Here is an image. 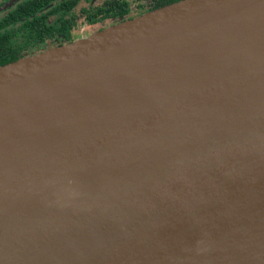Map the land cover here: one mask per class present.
<instances>
[{
  "label": "water",
  "instance_id": "obj_1",
  "mask_svg": "<svg viewBox=\"0 0 264 264\" xmlns=\"http://www.w3.org/2000/svg\"><path fill=\"white\" fill-rule=\"evenodd\" d=\"M0 264H264V0L0 65Z\"/></svg>",
  "mask_w": 264,
  "mask_h": 264
},
{
  "label": "flooded vegetation",
  "instance_id": "obj_2",
  "mask_svg": "<svg viewBox=\"0 0 264 264\" xmlns=\"http://www.w3.org/2000/svg\"><path fill=\"white\" fill-rule=\"evenodd\" d=\"M26 1L28 0H0V23L8 19L4 25L0 26V36H8L6 44L11 47H21L22 50L20 51V53L23 55H31L47 48L55 47L62 43L71 41V31H73L74 29H78V25L80 22L84 25L97 26V28L93 30V32H95L106 27L107 23L114 24V22H120L140 15L138 14L141 10L139 5H150L155 3V1L157 0H118L124 5L126 4L127 6H129L128 12L121 15L102 18H98L99 15H96V18L98 19H96L94 22H90L89 17H92V13L95 12L98 7H101L107 0H49L46 5L41 6L38 10L35 11V13H32L26 17L19 18L18 20L11 21L9 13L15 11L16 9L22 11L21 5ZM55 6H59V9L55 12H51V9H53ZM34 15L42 18L47 26H53L56 28L60 27V20L69 21L67 31L68 38L65 39L61 34H57L54 37L44 39V41L41 42L35 41L31 37V32L28 27L23 26L24 22ZM15 24H19V27L16 30H12V27ZM17 30H26L28 32V42H25L22 45H15L10 42V39L17 33ZM28 47H30L31 50H29ZM35 47H37V49Z\"/></svg>",
  "mask_w": 264,
  "mask_h": 264
},
{
  "label": "trees",
  "instance_id": "obj_3",
  "mask_svg": "<svg viewBox=\"0 0 264 264\" xmlns=\"http://www.w3.org/2000/svg\"><path fill=\"white\" fill-rule=\"evenodd\" d=\"M48 1L49 0H28L21 5L22 11L16 9L15 11L9 13L10 20H18L19 18L26 17L32 13H35V11L38 10L41 6L46 5ZM173 1L175 0H157L155 1V3L150 5H139L141 10L138 14L147 12ZM58 9L59 6H55L53 9H51V12H55ZM128 11L129 6H127L126 4L124 5L118 0H107L101 7H98L96 11L92 13V17H89V21L94 22L98 18L121 15ZM96 15H99V17L96 18ZM7 20L8 19L2 21V23H0V26L4 25ZM23 26L28 27L31 32V37L37 42L44 41V39L47 38H52L57 34H61L65 39L68 38L67 31L69 21L66 20H60V27L56 28L53 26H47L42 18L34 15L30 19L25 21ZM7 40L8 36H0V65L24 56H28L20 53V51L22 50L21 47H11L7 45Z\"/></svg>",
  "mask_w": 264,
  "mask_h": 264
},
{
  "label": "rangeland",
  "instance_id": "obj_4",
  "mask_svg": "<svg viewBox=\"0 0 264 264\" xmlns=\"http://www.w3.org/2000/svg\"><path fill=\"white\" fill-rule=\"evenodd\" d=\"M111 24L112 23H109V24L107 23L106 25L108 26V25H111ZM18 27H19V24H15L12 27V30H16V29H18ZM96 28H97V26L84 25L83 23L80 22L79 25H78V29H74L73 31H71L72 40L79 39V38H84L89 33L93 32V30H95ZM10 42L12 44H15V45L16 44L22 45L23 43L28 42V32L26 30H17V33L10 39ZM28 48H29V50H31L30 47H28ZM35 48L37 49V47H35Z\"/></svg>",
  "mask_w": 264,
  "mask_h": 264
}]
</instances>
